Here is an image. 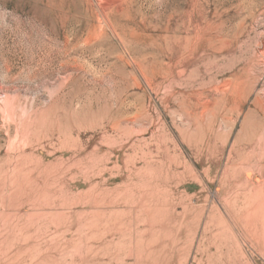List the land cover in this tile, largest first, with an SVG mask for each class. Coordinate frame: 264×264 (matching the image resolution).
<instances>
[{
    "label": "rangeland",
    "instance_id": "374dc122",
    "mask_svg": "<svg viewBox=\"0 0 264 264\" xmlns=\"http://www.w3.org/2000/svg\"><path fill=\"white\" fill-rule=\"evenodd\" d=\"M104 1L0 0V264H264V0Z\"/></svg>",
    "mask_w": 264,
    "mask_h": 264
},
{
    "label": "bare ground",
    "instance_id": "6f19581e",
    "mask_svg": "<svg viewBox=\"0 0 264 264\" xmlns=\"http://www.w3.org/2000/svg\"><path fill=\"white\" fill-rule=\"evenodd\" d=\"M110 1H112V0H105L104 3L102 4V6L104 7V6H105L108 2H110ZM226 84H227V83H224V84H222V85L220 86L222 90H223L224 88L227 89V87H225ZM217 87H218V86H217ZM234 87H235V86H234ZM221 89H220V90H221ZM226 89H225V90H226ZM222 90H221V91H222ZM227 90H228V89H227ZM227 90H226V91H227ZM225 94H226V93H225ZM222 101H223V100H222ZM208 104H209V103H208ZM205 108H206V107H205ZM205 110H206V109H205ZM260 238H261V237H260Z\"/></svg>",
    "mask_w": 264,
    "mask_h": 264
}]
</instances>
